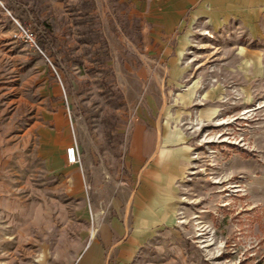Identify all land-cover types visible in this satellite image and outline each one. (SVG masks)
<instances>
[{"label": "rangeland", "instance_id": "374dc122", "mask_svg": "<svg viewBox=\"0 0 264 264\" xmlns=\"http://www.w3.org/2000/svg\"><path fill=\"white\" fill-rule=\"evenodd\" d=\"M0 2V264L81 263L92 220L134 186L137 138L147 160L167 139L187 158L174 191L188 264H264V3Z\"/></svg>", "mask_w": 264, "mask_h": 264}, {"label": "crops", "instance_id": "0c3cea01", "mask_svg": "<svg viewBox=\"0 0 264 264\" xmlns=\"http://www.w3.org/2000/svg\"><path fill=\"white\" fill-rule=\"evenodd\" d=\"M227 2L245 9L253 2L263 4L264 0H208L217 6L212 10H220ZM130 147L134 150V186L129 190L121 181V189L107 204L110 214L105 219L92 220L94 231L80 250L79 264H133L146 253L160 260L159 264H188L181 251L178 229L182 223L178 220V192L174 191L176 181L187 168L184 151L173 148L167 139L147 160L145 141L134 139ZM68 166L73 169L69 180L82 191L83 175L77 172L78 165Z\"/></svg>", "mask_w": 264, "mask_h": 264}, {"label": "built area", "instance_id": "2783aa9c", "mask_svg": "<svg viewBox=\"0 0 264 264\" xmlns=\"http://www.w3.org/2000/svg\"><path fill=\"white\" fill-rule=\"evenodd\" d=\"M0 6L4 9L1 2H0ZM13 21L15 23L14 31L12 33L13 40L17 42H21L23 45L39 51L33 34L27 28L20 25L16 20L13 19ZM64 159L67 165H76L79 163V149L76 143L73 142L67 147H65Z\"/></svg>", "mask_w": 264, "mask_h": 264}, {"label": "trees", "instance_id": "16d2710c", "mask_svg": "<svg viewBox=\"0 0 264 264\" xmlns=\"http://www.w3.org/2000/svg\"><path fill=\"white\" fill-rule=\"evenodd\" d=\"M42 27H43V30H44L45 34L46 35H50L51 32H50L49 26L43 24Z\"/></svg>", "mask_w": 264, "mask_h": 264}]
</instances>
